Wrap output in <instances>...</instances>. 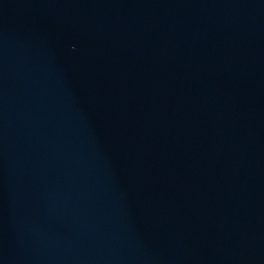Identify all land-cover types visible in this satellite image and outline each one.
<instances>
[{
    "label": "water",
    "instance_id": "obj_1",
    "mask_svg": "<svg viewBox=\"0 0 264 264\" xmlns=\"http://www.w3.org/2000/svg\"><path fill=\"white\" fill-rule=\"evenodd\" d=\"M0 264H264V0H0Z\"/></svg>",
    "mask_w": 264,
    "mask_h": 264
}]
</instances>
